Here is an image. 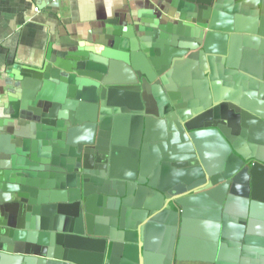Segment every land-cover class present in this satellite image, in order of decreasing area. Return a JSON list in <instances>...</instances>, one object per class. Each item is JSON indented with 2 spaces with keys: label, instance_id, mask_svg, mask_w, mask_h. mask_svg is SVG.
<instances>
[{
  "label": "crops",
  "instance_id": "obj_1",
  "mask_svg": "<svg viewBox=\"0 0 264 264\" xmlns=\"http://www.w3.org/2000/svg\"><path fill=\"white\" fill-rule=\"evenodd\" d=\"M170 205L172 264H264V0H0V264H170Z\"/></svg>",
  "mask_w": 264,
  "mask_h": 264
},
{
  "label": "water",
  "instance_id": "obj_2",
  "mask_svg": "<svg viewBox=\"0 0 264 264\" xmlns=\"http://www.w3.org/2000/svg\"><path fill=\"white\" fill-rule=\"evenodd\" d=\"M202 125L204 126V124ZM244 125L245 124L242 122V127H244ZM206 127L211 128L213 131L215 130L219 134V136L224 141L228 151L235 152L239 159L244 157V155L238 149L235 148V135H233L232 138L229 137L226 130L217 123H209L206 125ZM97 155H100L99 149L97 147L93 148V150L90 149L89 152L84 151L81 156L82 166H76L77 171H74L72 174L67 176V179L64 183V188H53L50 189V191L48 192V202L55 206L57 214L66 216L65 223L67 224L69 222L73 224L74 229H72V231L78 234H83L85 232V219L83 209H79V206H81L79 199L73 200V198H69V190L77 188L78 181L84 182L87 176L86 174H90V172H92V175H90V177L97 176L98 182L100 183L97 184L99 185L97 187V191L93 192L96 193V199L99 201L100 205H104L105 201H109L110 199L114 198V194L117 192V190H109V187H111L112 183L115 181L114 179L117 177L111 176L106 179L105 177L100 176L103 175L101 173L102 169L100 168V166H96V164H105L107 160L106 162L104 159L100 160L99 158H97ZM226 172L227 166L224 167L223 174ZM207 175H211V173H208ZM132 186H134V184ZM167 210L168 213L166 215L165 221L163 222V225L172 228L173 231L171 234V245L166 252V258H169L170 264H172V242L176 236L175 229L178 224V213L177 208H175L173 205L168 206Z\"/></svg>",
  "mask_w": 264,
  "mask_h": 264
}]
</instances>
